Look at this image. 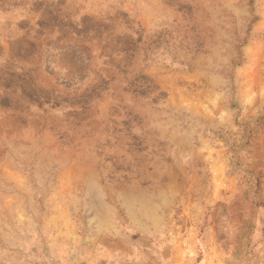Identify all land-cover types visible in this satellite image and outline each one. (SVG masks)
I'll use <instances>...</instances> for the list:
<instances>
[{
  "label": "rangeland",
  "instance_id": "rangeland-1",
  "mask_svg": "<svg viewBox=\"0 0 264 264\" xmlns=\"http://www.w3.org/2000/svg\"><path fill=\"white\" fill-rule=\"evenodd\" d=\"M0 264H264V0H0Z\"/></svg>",
  "mask_w": 264,
  "mask_h": 264
}]
</instances>
